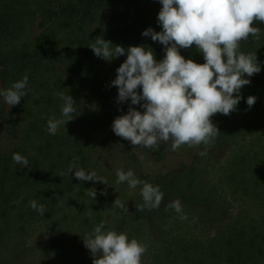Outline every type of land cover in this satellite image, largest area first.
<instances>
[{
	"label": "trees",
	"instance_id": "1",
	"mask_svg": "<svg viewBox=\"0 0 264 264\" xmlns=\"http://www.w3.org/2000/svg\"><path fill=\"white\" fill-rule=\"evenodd\" d=\"M118 1L38 0L34 4L32 0H0V80L10 87L27 75L28 84L35 83L44 69L56 63L70 72H77L78 67L88 73L95 71L102 58L88 46L97 36L114 45L118 43L115 38L139 36L130 29H123L121 35L88 28L92 23L73 27L83 16ZM48 2L49 5H43ZM36 22L38 32L32 39L19 43ZM253 26L260 28V38L250 36L242 41L240 51L256 52L261 71L252 77L245 74L250 84L241 88L242 98L236 111L212 117L221 132L215 142L209 146L186 145L191 162H183L166 173L144 172L135 158L137 177L158 185L164 193L157 209L136 211V205L143 203L139 194L130 206L126 205L128 211L115 210L114 218V210L112 213L108 209L111 196L105 190L106 184L80 181L74 172H68L73 163V171L83 168L90 172L89 160L77 139L69 135L60 138L58 132L51 135L47 131L48 108L56 109L50 103L52 99L46 100L49 106L40 110L36 104L41 100L35 98L33 107L25 109L30 116H35L36 109L41 115L29 123L25 137H34L38 131L44 139L32 145L31 153L25 154L22 148L0 150V249H11L18 264H93L83 238L104 221L105 230L125 232L129 239L147 245L142 264H264V23L256 21ZM64 31L63 38H72L73 43L78 38L88 41L81 50L65 48L68 62L60 58L58 49V34ZM146 47L153 50L157 61L165 56V46L151 38ZM179 51L186 59L204 62L195 45ZM77 80L84 79L80 76ZM25 91L24 99L30 97L27 86ZM250 95L256 97L251 107L246 103ZM164 144L168 142L161 143L158 150L151 149L158 160L165 158ZM126 145L130 147L129 143ZM205 147L206 155H200ZM13 153H24L29 166L15 163ZM131 154L135 157V152ZM89 188L96 190L94 200L87 195ZM176 199L182 203V213L167 208ZM31 200L45 206L43 216L29 206ZM181 215L187 219L181 220ZM35 230L52 232L44 239L47 257L41 262L25 256L27 241ZM2 261L13 264L8 258Z\"/></svg>",
	"mask_w": 264,
	"mask_h": 264
},
{
	"label": "clouds",
	"instance_id": "2",
	"mask_svg": "<svg viewBox=\"0 0 264 264\" xmlns=\"http://www.w3.org/2000/svg\"><path fill=\"white\" fill-rule=\"evenodd\" d=\"M160 3L157 20L162 30L149 27L142 35L164 45L165 56L157 62L150 47L128 46L126 59L116 69L117 75L111 84L118 90L117 102L130 100V105L125 114L114 118L112 131L135 147L153 150L169 141L173 151L185 144L209 146L221 133L212 117L236 111L242 98L241 88L250 84L245 74L252 77L261 71L256 52L244 53L240 45L250 36L260 38V28L253 25L256 21L264 23V0H160ZM193 45L202 53L203 63L181 55L179 49ZM88 47L94 55L109 62L126 51L124 46L114 45L102 36H97ZM27 84L25 75L8 89L0 90L9 108L18 105L27 95ZM58 96L64 103L61 118L47 121L51 135L61 127L66 131V124L76 115L73 97L64 93ZM255 101L256 97L251 95L246 99L249 107ZM137 104L143 111L132 107ZM207 150L205 147L200 155H206ZM12 159L23 167L29 166L28 158L19 153H13ZM74 168L75 163L69 166L68 172H74L80 181L107 184L95 171L86 172L83 168L73 171ZM116 176L117 184L126 182L132 189L142 185L143 203L136 205V211L159 208L164 193L158 185L139 179L131 169H117ZM87 195L94 200L96 190L89 188ZM114 205L128 211L125 202L115 199ZM29 206L42 216L46 212L45 206L35 200L29 201ZM167 208L176 213L183 211L179 199L173 200ZM180 219L187 216L181 215ZM83 242L90 250L93 264H142L141 258L147 250L146 244L129 239L125 232L105 230L104 221L95 225Z\"/></svg>",
	"mask_w": 264,
	"mask_h": 264
},
{
	"label": "rangeland",
	"instance_id": "3",
	"mask_svg": "<svg viewBox=\"0 0 264 264\" xmlns=\"http://www.w3.org/2000/svg\"><path fill=\"white\" fill-rule=\"evenodd\" d=\"M32 1L34 4L38 2V0ZM49 4L48 2L43 5L47 6ZM161 7L160 0H120L114 5L83 16L78 24H74V29L92 23L88 28H102L107 32L115 31L121 35L123 29H130L133 35L139 37L115 38L117 44H122L125 47V54L113 58L110 62L102 58L101 64L97 65L92 73H88L82 67H78L77 72H70L63 66H57V63L52 68L44 69L35 83L27 84L30 97L25 99L22 97L18 105L9 108L4 102V98L0 96V150L22 148L25 150V154L27 152L31 153L34 143L44 139L39 136V133L37 134L38 131H36L34 137L33 135L30 136V139L25 137V130L29 128V123L33 121V118L36 120L41 115L36 109L35 116H30L25 107L32 108L35 98H38L41 102L36 104V107L43 110L46 105L49 106L46 100L50 98L52 99L50 103H54L56 109L48 108L50 110L48 120L54 117L61 118V109L64 102L59 98L58 93L69 94L73 97L76 101L74 105L76 115L66 124V131L64 127L60 128L58 131L59 137L69 135L71 138L77 139L80 146L86 151L89 160L88 169L95 171L98 176L107 181L105 190H109L111 196L108 209L112 213L114 210V218L117 216L115 210L122 212V209L114 205L115 199L125 202L128 207L134 200L133 198L140 194V190L129 188L126 182L116 183L117 169L124 171L131 169L137 176L136 158L141 166L143 165L144 172L166 173L178 167L179 164L183 162L189 164L192 160V156L187 152L188 146L186 144L173 151L171 141L167 145L164 144L167 149L165 158L158 160L155 151L152 152L151 149L142 146L135 147L129 140L115 135L111 127L118 113L125 114L130 105V100L124 103L117 102L118 90L111 84V81L117 75L116 69L126 59L128 46H146L148 39L151 37L142 35L145 29L151 27L155 31L161 30V25L157 20ZM37 32L36 22L33 29L20 38L19 43L27 41L29 38L32 39ZM65 35V31L58 34V49L60 50V58L68 62L67 58L69 56L65 52V48L69 50L78 48L77 50H81L83 45L88 44V41L86 38H78V41L73 43L72 38L71 40L63 38ZM80 76L92 84L86 83L84 80L78 81L77 79ZM8 85L9 83L5 84L0 80V90L8 89ZM137 91L139 92L141 89ZM132 107L143 111L139 104L132 105ZM71 142L73 143L72 139ZM127 143L130 144V147H127ZM131 152H135V157ZM25 154L22 153L21 155L25 156ZM141 156H143V159H141ZM221 159L224 160L225 157ZM212 177L215 178V176ZM50 233L52 232L49 230L44 232L35 230V235L27 241L28 249L25 256L28 260L41 262L47 257L43 242ZM4 258H8L13 264H18V260L14 261L12 251L8 247L0 249V264H4L2 261Z\"/></svg>",
	"mask_w": 264,
	"mask_h": 264
}]
</instances>
